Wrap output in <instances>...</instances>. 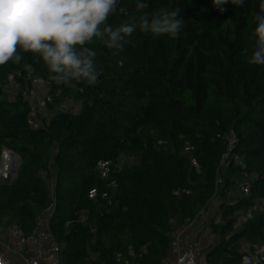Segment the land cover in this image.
<instances>
[{
  "label": "trees",
  "instance_id": "16d2710c",
  "mask_svg": "<svg viewBox=\"0 0 264 264\" xmlns=\"http://www.w3.org/2000/svg\"><path fill=\"white\" fill-rule=\"evenodd\" d=\"M138 2L147 7L137 10ZM261 2L228 3L220 12L213 0H120L108 19L113 26L179 7L183 27L175 38L137 27L123 49H107L94 37L86 45L96 52L101 72L94 86L57 85L38 55L18 49V63L0 65V83L7 73L29 67L50 90L47 113L36 125L23 94L15 101L0 98V152L9 147L21 157L16 178L0 183V224L17 223L29 233L53 204L49 228L62 245L63 264H165L170 232L214 194L221 135L228 129L238 137L248 168L258 173L253 189L264 195V65L248 63ZM64 99L80 108L60 109ZM186 141L194 147L199 171L181 153ZM130 155L135 160L110 176L115 187L98 175L99 159ZM234 175V168L225 173L220 193ZM92 188L99 192L95 198L88 196ZM176 189L190 192L176 196ZM250 203L241 198L221 204L223 223L212 227L216 241L207 263L240 264L242 238L264 243V213L232 228L235 212ZM129 246L135 257L128 255Z\"/></svg>",
  "mask_w": 264,
  "mask_h": 264
},
{
  "label": "built area",
  "instance_id": "2783aa9c",
  "mask_svg": "<svg viewBox=\"0 0 264 264\" xmlns=\"http://www.w3.org/2000/svg\"><path fill=\"white\" fill-rule=\"evenodd\" d=\"M50 83L43 77L36 75L29 67L16 69L6 74L0 83V98L7 101H15L21 93L29 101L30 118L36 125L39 123V116L46 115L49 99ZM41 92V93H40ZM224 151L216 165L214 178V194L202 206L189 221L175 226L170 232V256L165 264H211L206 262L205 245L198 238L191 235L197 230L200 234L210 236L214 234L212 227L214 224H222L221 204L232 205L241 198H251L248 207L237 210L232 223L233 230H237L256 213H264V195L256 193L253 189V182L258 177L256 171L248 168L245 157L238 151L239 139L232 129H228L222 135ZM194 147L186 141L181 149V153L189 157L191 165L199 171V163L193 155ZM135 156L130 155L117 160L99 159L95 169L102 179H108V185L116 186L112 174L119 173L126 162H133ZM21 164L20 155L9 147H3L0 152V183L15 178ZM230 168L235 169V175L231 178V184L220 193V188L224 182V175ZM39 174L43 178L48 177V171L39 169ZM53 184V180H50ZM190 190L176 189L173 194L181 196L189 193ZM98 189L92 188L88 192L90 198H95ZM107 203H111V195L106 191L101 192ZM53 210L51 204L37 219L36 227L26 233L17 223L0 224V264H13L7 257L10 252L21 259L17 264H63L62 245L49 228V215ZM81 222H86V215L79 217ZM5 232L7 237L13 240V246L3 241L1 233ZM212 245V244H211ZM144 252L145 248L142 247ZM239 252L241 253L240 264H264V243L250 242L245 238L240 240ZM128 255L135 257L134 249L128 247ZM117 259H121V253L116 254Z\"/></svg>",
  "mask_w": 264,
  "mask_h": 264
},
{
  "label": "clouds",
  "instance_id": "9594fccd",
  "mask_svg": "<svg viewBox=\"0 0 264 264\" xmlns=\"http://www.w3.org/2000/svg\"><path fill=\"white\" fill-rule=\"evenodd\" d=\"M228 3L243 6L244 0H213L220 12L226 11L222 5ZM119 4L120 0H0V65L18 63V49H22L42 59L55 84L69 88L75 86L73 82L94 86L101 72L96 52L86 46L94 37L107 49H123L125 37L137 27L146 34L172 38L183 27L179 7L145 13L135 22L113 26L108 19ZM136 7L142 10L147 5L138 2ZM254 20L255 49L248 63L264 65V0Z\"/></svg>",
  "mask_w": 264,
  "mask_h": 264
},
{
  "label": "crops",
  "instance_id": "0c3cea01",
  "mask_svg": "<svg viewBox=\"0 0 264 264\" xmlns=\"http://www.w3.org/2000/svg\"><path fill=\"white\" fill-rule=\"evenodd\" d=\"M40 93H41V92H40ZM70 101H71V100H70ZM71 102H72V101H71ZM79 108H80V105H79V103H77V102H72V107H68V109H71V110H78ZM44 116H45V115H40V116H39V121H40V119H42ZM191 235H194V237H198V238L203 242V244L205 245V249H204L205 252L208 251L210 245H211V244L213 243V241H214V238H213L212 235H210V236L202 235V234H200L197 230L193 231V232L191 233ZM1 238L3 239V241L8 242L10 245L13 246V240L9 239V238L7 237V235L5 234L4 231L1 233ZM0 248H2V247H1V244H0ZM6 255H7V257L11 260V262H12L13 264H17V263L19 262V260L21 259L20 256H16V255H14V254H12V253H10V252H8ZM46 264H48V263H46Z\"/></svg>",
  "mask_w": 264,
  "mask_h": 264
},
{
  "label": "rangeland",
  "instance_id": "374dc122",
  "mask_svg": "<svg viewBox=\"0 0 264 264\" xmlns=\"http://www.w3.org/2000/svg\"><path fill=\"white\" fill-rule=\"evenodd\" d=\"M59 105V108L61 109V108H68V107H72V102L70 101V100H68V99H64L61 103H59L58 104ZM212 236H213V238L215 239V241H216V237H215V235L214 234H211ZM215 241H214V243H215Z\"/></svg>",
  "mask_w": 264,
  "mask_h": 264
},
{
  "label": "water",
  "instance_id": "95a60500",
  "mask_svg": "<svg viewBox=\"0 0 264 264\" xmlns=\"http://www.w3.org/2000/svg\"><path fill=\"white\" fill-rule=\"evenodd\" d=\"M16 178V177H15ZM15 178H13V179H11V180H9V181H12V180H14Z\"/></svg>",
  "mask_w": 264,
  "mask_h": 264
}]
</instances>
